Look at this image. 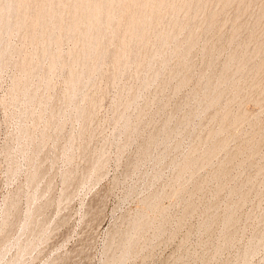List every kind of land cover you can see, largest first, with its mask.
Here are the masks:
<instances>
[{"label":"rangeland","instance_id":"obj_1","mask_svg":"<svg viewBox=\"0 0 264 264\" xmlns=\"http://www.w3.org/2000/svg\"><path fill=\"white\" fill-rule=\"evenodd\" d=\"M39 1L0 28V264H264V0H165L122 65L151 7L114 0L94 68Z\"/></svg>","mask_w":264,"mask_h":264},{"label":"bare ground","instance_id":"obj_2","mask_svg":"<svg viewBox=\"0 0 264 264\" xmlns=\"http://www.w3.org/2000/svg\"><path fill=\"white\" fill-rule=\"evenodd\" d=\"M1 1H3L2 3H1ZM36 1V0H35ZM42 1V0H41ZM45 1H48L49 2V0H45ZM53 1H55V0H53ZM52 0H50V2H49V4H46L44 1H42V5H41V2H40V4H38V5H40V8H39V10H38V8H37V14L35 15V17H34V24L36 25V23L37 24H39L38 22H40V21H45L46 22V19L47 18H49V20H50V16H52L51 18H53V16H55V18L57 17V15H58V17L60 16L59 14H61L60 13V8H62V6H64L65 4H66V2L68 3V1L70 2L71 0H56L55 2H53ZM120 1H122V0H118V3H117V7H119L120 8V12H122V11H124V12H126V13H128L127 11H128V8H127V6L128 5H126V4H123V5H118V4H120ZM140 1V0H139ZM16 4H14V3ZM29 2V1H28ZM32 2V1H31ZM38 2V3H39ZM73 2V3H72ZM72 2H70V4H72V7H73V16H71L72 17V22H73V26H74V28L75 29H78L79 28V24H80V22L82 21L83 23H85V25H84V27L85 28H82V30H84V34L83 33H80V34H83L82 36L83 37H85L84 39H85V41L83 42V43H81V44H83V46L79 49V51H78V53L76 52V55H75V60H77V62H78V59L82 56V57H85V59L86 60H88L87 58H89V57H92V55L94 54H96L97 55V58H96V60H95V62H90V63H92L91 64V67L92 68H94V66H93V63H97L96 61H97V59L101 56V54H102V47L103 46H101L102 44H101V40H100V37H101V33L103 32V30L102 29H106V28H108V26L110 25V22L112 21V19L114 18V17H116L115 16V11H117L116 10V8L117 7H115V6H113V4H114V0H73ZM136 2L137 1H135V5H136ZM141 6H143V8H144V6L146 5H148V6H150L151 8H150V10H148V11H145L144 10V12L140 15V16H138V13H137V16L136 15H134V13H135V9L133 10V16H131L130 18V21H129V23H130V25H129V34L128 35H124V36H121L122 38H120L121 39V43H119V44H121V46H118V49H116V47H115V49L117 50L114 54H113V58H114V60L118 63H114V64H116V65H122L124 62H126V60H127V57H128V55H126V53L128 52H126V49L128 48V46H129V44L128 43H130L131 42V40L133 41L134 39L133 38H135V37H138V39H140L139 38V36L138 35H140L141 34V36H145V32H143V31H145L146 30V27L148 26L147 25V22H148V19H149V21L151 20V17L152 16H155L154 14H155V12L156 11H158L157 12V14L159 13V8L164 4L163 2H165V0H141ZM183 2V3H182ZM182 2H179V3H176V2H173V3H171V6L172 7H174V8H176V7H179V6H181L182 4H184V2L185 1H182ZM134 3V2H133ZM15 6H14V5ZM26 4V0H0V28H5V29H10V26L11 25H14L15 26V24H19L21 21L23 22L24 20H22V19H20L19 17L20 16H22L21 14L23 13V8H25V5ZM31 4V3H30ZM28 5V4H27ZM57 5V6H56ZM67 5V4H66ZM134 5V6H135ZM140 5H138L137 4V6H140ZM137 6L135 7V8H137ZM141 6H140V8H141ZM39 7V6H38ZM56 7H57V9H56ZM31 8V7H30ZM129 8H130V5H129ZM149 8V7H148ZM26 9V8H25ZM28 9V8H27ZM62 9H64V8H62ZM131 9V8H130ZM142 9V8H141ZM5 10L7 11V13L5 12ZM68 10V9H67ZM70 10V9H69ZM125 10H127V11H125ZM139 10V9H138ZM32 11V10H31ZM36 11V10H35ZM118 11H119V9H118ZM160 11H161V9H160ZM24 12H25V10H24ZM28 12V11H27ZM70 12V11H69ZM142 12V11H141ZM13 13H15L16 14V16H15V14H13ZM25 14H27V13H25ZM30 14V13H29ZM68 14V13H67ZM12 15H14L15 17H16V19L15 18H13V16ZM20 15V16H19ZM50 15V16H49ZM62 15V14H61ZM71 15V14H70ZM124 15V14H123ZM28 16V15H27ZM26 16V17H27ZM47 16H49V17H47ZM66 16V15H65ZM32 17V16H31ZM119 17V16H118ZM70 18V17H69ZM11 19H15L13 22V24H12V20ZM26 19H28V18H26ZM32 19V18H31ZM68 19V18H67ZM66 19V20H67ZM115 19V18H114ZM52 20V19H51ZM57 20V19H56ZM116 20V19H115ZM26 21V20H25ZM29 21H30V19H29ZM27 22V21H26ZM42 22H40V23H42ZM48 22V21H47ZM55 22V21H54ZM67 22V21H66ZM70 22V21H69ZM71 22V23H72ZM116 22V21H115ZM128 22V21H127ZM173 22H178V20H176V19H174V21ZM31 24H32V22H30ZM56 23V26H57V24H58V22H55ZM60 23V22H59ZM63 23V22H62ZM61 23V24H62ZM150 23V22H149ZM21 24V23H20ZM52 24V23H51ZM60 24V26L62 27V25ZM119 24V23H118ZM33 25V24H32ZM55 25V24H54ZM67 25V24H66ZM125 25V24H124ZM16 26H18V25H16ZM39 26V25H38ZM44 26V25H43ZM42 26V27H43ZM55 26V27H56ZM105 26V27H104ZM146 26V27H145ZM30 27V26H29ZM35 27V26H34ZM61 27H60V29H61ZM64 27V26H63ZM66 27V26H65ZM67 27H69V25L67 26ZM104 27V28H103ZM118 27V26H117ZM125 27V26H124ZM13 28V27H12ZM20 28H21V26H20ZM30 28H32V27H30ZM47 28H48V26H47ZM58 28V27H57ZM73 28V27H72ZM120 28V27H119ZM33 29V28H32ZM49 29V28H48ZM59 29V28H58ZM63 29V28H62ZM117 29V28H116ZM145 29V30H144ZM52 30V29H51ZM69 30V29H68ZM67 30V31H68ZM114 30V29H113ZM30 31V30H29ZM54 31H55V29H54ZM53 31V32H54ZM126 31V30H125ZM30 32H32V31H30ZM36 32V31H35ZM63 32V31H62ZM61 32V33H62ZM77 32V31H76ZM81 32V31H80ZM119 32V31H118ZM127 32H128V30H127ZM127 32H125V33H127ZM144 33V35H143V33ZM50 33V32H49ZM61 33L59 32V34L61 35ZM68 33H69V31H68ZM75 33V32H74ZM44 34V33H43ZM42 33H41V35H43ZM123 34V33H122ZM44 35H46V34H44ZM56 35V34H55ZM55 35L53 36L52 34L51 35H46V37L47 38H51V39H49V40H52V38L53 39H55L56 37H55ZM74 35V34H73ZM85 35V36H84ZM102 35H103V33H102ZM110 35V34H109ZM33 36V35H32ZM36 36V35H35ZM34 36V37H35ZM64 36H67V35H64ZM108 36V35H107ZM140 36V37H141ZM41 37V36H40ZM43 37V36H42ZM58 37V36H57ZM61 37H62V35H61ZM60 37V38H61ZM73 37V36H72ZM78 37V36H77ZM81 37V36H80ZM148 37V36H147ZM167 37H168V35L166 34V33H161V35H160V40L161 41H164V40H166L167 39ZM74 38V37H73ZM102 38V37H101ZM114 38V37H113ZM141 38H143V37H141ZM145 38V37H144ZM143 38V39H144ZM38 39V38H37ZM58 39V38H57ZM74 39H77V38H74ZM83 39V38H82ZM81 39V40H82ZM119 39V40H120ZM136 39V38H135ZM138 39H136V40H138ZM143 39H141L142 41H143ZM149 39V38H148ZM147 39V40H148ZM33 40H34V38H33ZM80 40V39H79ZM110 40V39H109ZM35 41H37V40H35ZM116 41H117V39H116ZM58 42V41H57ZM104 42V41H103ZM59 43V42H58ZM147 43V42H146ZM146 43H144V44H146ZM45 44V43H44ZM46 45V44H45ZM44 45V46H45ZM106 47H107V44L105 45ZM45 49H47V48H45ZM105 49V48H104ZM49 50V49H48ZM47 50V51H48ZM129 50V49H128ZM130 51V50H129ZM52 52V51H51ZM126 52V53H125ZM57 53V52H56ZM107 53V52H106ZM51 54V53H50ZM57 54H59V52L57 53ZM112 54V53H111ZM128 54V53H127ZM52 55V54H51ZM61 55V54H60ZM59 55V56H60ZM98 55H100L99 57H98ZM105 55V54H104ZM52 56H55V54H53ZM58 56V58H60ZM55 57H57V56H55ZM87 57V58H86ZM102 57V56H101ZM53 58V57H52ZM51 58V59H52ZM93 58H95V57H93ZM57 59V58H56ZM74 59V58H73ZM84 59V60H85ZM55 60V59H54ZM53 59H52V62H54V63H52L53 65L55 64V62L56 61H54ZM58 60V59H57ZM60 60V59H59ZM75 60H73L74 62H75ZM80 60V59H79ZM85 60V61H86ZM89 60H90V58H89ZM82 61V60H81ZM99 61V60H98ZM102 61V60H101ZM113 61V60H112ZM87 62V61H86ZM73 63V62H72ZM71 63V70H70V74H68V76H69V84L71 85L70 86V88L72 89L73 88V90H74V88H75V84H77V82L79 81V80H81V78H82V71L83 70H79V71H77V68L76 69H74L75 68V65H73ZM76 63V62H75ZM81 63V62H80ZM85 63V62H84ZM88 63V62H87ZM99 63V62H98ZM141 63V62H140ZM72 65H73V67H72ZM83 66V65H82ZM85 67V66H84ZM95 67H96V65H95ZM86 68H87V66H86ZM81 69H83V68H81ZM91 69V68H90ZM92 71V70H91ZM92 73V72H91ZM69 86V85H68ZM69 88V87H68ZM69 91H72V90H69ZM190 162H187L186 163V165H188Z\"/></svg>","mask_w":264,"mask_h":264}]
</instances>
